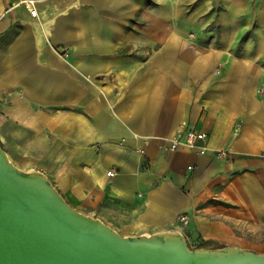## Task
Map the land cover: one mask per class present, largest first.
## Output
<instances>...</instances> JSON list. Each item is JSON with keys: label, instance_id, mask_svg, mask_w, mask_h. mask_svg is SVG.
Masks as SVG:
<instances>
[{"label": "crops", "instance_id": "1", "mask_svg": "<svg viewBox=\"0 0 264 264\" xmlns=\"http://www.w3.org/2000/svg\"><path fill=\"white\" fill-rule=\"evenodd\" d=\"M24 1L0 0L10 162L120 236L264 252V0ZM183 121L206 154L169 150Z\"/></svg>", "mask_w": 264, "mask_h": 264}, {"label": "water", "instance_id": "2", "mask_svg": "<svg viewBox=\"0 0 264 264\" xmlns=\"http://www.w3.org/2000/svg\"><path fill=\"white\" fill-rule=\"evenodd\" d=\"M0 264H264V255L189 249L179 233L120 236L74 210L41 172L17 168L0 146Z\"/></svg>", "mask_w": 264, "mask_h": 264}, {"label": "built area", "instance_id": "3", "mask_svg": "<svg viewBox=\"0 0 264 264\" xmlns=\"http://www.w3.org/2000/svg\"><path fill=\"white\" fill-rule=\"evenodd\" d=\"M33 3L34 2L32 0H25L23 2L25 8L28 10L30 16L32 17L36 16V10L33 6ZM63 55L65 56L66 53H63ZM179 147H184L189 150L195 151L200 155L206 154L208 151V148L206 146V133L190 129L187 127L186 122H181L178 129L171 136L168 148L169 150L174 151L177 150ZM212 151L213 157L218 160L224 159L230 153L227 150L221 149ZM261 158L264 159V155H262ZM113 173V170H109L106 174L110 176ZM178 219L182 224L188 223V217L186 214L180 215Z\"/></svg>", "mask_w": 264, "mask_h": 264}, {"label": "rangeland", "instance_id": "4", "mask_svg": "<svg viewBox=\"0 0 264 264\" xmlns=\"http://www.w3.org/2000/svg\"><path fill=\"white\" fill-rule=\"evenodd\" d=\"M199 15V14H198ZM191 28H194V25L191 26ZM205 32V37L206 40H208L209 38H213L217 35V29L214 28V27H210V28H206L204 30ZM191 35V34H190ZM185 240L187 242V245L189 247V249H196L198 244H199V240L197 238H186L185 237ZM252 246V243L249 242V240H245L244 242H241V241H234L232 243H215L214 246L212 247H209L208 249H217V248H222V247H232V248H237V249H240V250H246V251H251V252H254V253H257V254H260V255H264V252H257L251 248Z\"/></svg>", "mask_w": 264, "mask_h": 264}, {"label": "trees", "instance_id": "5", "mask_svg": "<svg viewBox=\"0 0 264 264\" xmlns=\"http://www.w3.org/2000/svg\"><path fill=\"white\" fill-rule=\"evenodd\" d=\"M214 245H215V242L214 241H210V240H208V241H201L198 244L197 248H209V247H212Z\"/></svg>", "mask_w": 264, "mask_h": 264}, {"label": "bare ground", "instance_id": "6", "mask_svg": "<svg viewBox=\"0 0 264 264\" xmlns=\"http://www.w3.org/2000/svg\"><path fill=\"white\" fill-rule=\"evenodd\" d=\"M175 237H177V236L175 235Z\"/></svg>", "mask_w": 264, "mask_h": 264}]
</instances>
